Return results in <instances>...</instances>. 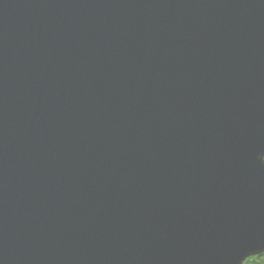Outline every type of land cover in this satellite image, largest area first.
Returning <instances> with one entry per match:
<instances>
[{
	"label": "water",
	"instance_id": "obj_1",
	"mask_svg": "<svg viewBox=\"0 0 264 264\" xmlns=\"http://www.w3.org/2000/svg\"><path fill=\"white\" fill-rule=\"evenodd\" d=\"M263 252L264 0H0V264Z\"/></svg>",
	"mask_w": 264,
	"mask_h": 264
},
{
	"label": "trees",
	"instance_id": "obj_2",
	"mask_svg": "<svg viewBox=\"0 0 264 264\" xmlns=\"http://www.w3.org/2000/svg\"><path fill=\"white\" fill-rule=\"evenodd\" d=\"M242 264H264V252L260 255L249 256Z\"/></svg>",
	"mask_w": 264,
	"mask_h": 264
},
{
	"label": "flooded vegetation",
	"instance_id": "obj_3",
	"mask_svg": "<svg viewBox=\"0 0 264 264\" xmlns=\"http://www.w3.org/2000/svg\"><path fill=\"white\" fill-rule=\"evenodd\" d=\"M261 253H259V254H255V255H260ZM255 255H252V256H255Z\"/></svg>",
	"mask_w": 264,
	"mask_h": 264
}]
</instances>
